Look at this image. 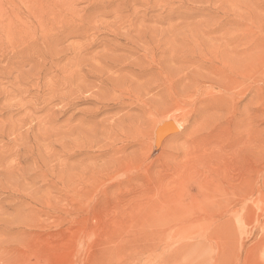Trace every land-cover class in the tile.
<instances>
[{
  "label": "rangeland",
  "instance_id": "374dc122",
  "mask_svg": "<svg viewBox=\"0 0 264 264\" xmlns=\"http://www.w3.org/2000/svg\"><path fill=\"white\" fill-rule=\"evenodd\" d=\"M181 242L264 264V0H0V264Z\"/></svg>",
  "mask_w": 264,
  "mask_h": 264
},
{
  "label": "bare ground",
  "instance_id": "6f19581e",
  "mask_svg": "<svg viewBox=\"0 0 264 264\" xmlns=\"http://www.w3.org/2000/svg\"><path fill=\"white\" fill-rule=\"evenodd\" d=\"M167 132H169V131H167ZM156 235V234H155ZM147 238V237H146ZM157 238V237H156ZM187 239H188V237H187ZM151 240V239H150ZM156 240V239H155ZM154 240V241H155ZM170 240H171V237H170ZM189 240H190V238H189ZM184 241V240H183ZM191 241V240H190ZM189 241V242H190ZM146 242V241H145ZM148 242V241H147ZM187 242V241H186ZM185 242V243H186ZM165 243H167V242H165ZM173 243V242H172ZM178 243V242H177ZM126 244V243H125ZM154 244V243H153ZM164 244V243H163ZM184 244V243H183ZM166 245H168V244H166ZM181 245H182V242H181ZM139 246H141V245H139ZM138 246V247H139ZM152 246H156V244L155 245H152ZM160 246V245H159ZM159 246H157V247H159ZM176 246V245H175ZM194 246H196L197 247V249L199 250L200 249V244H191V245H188V244H184V245H182V246H180L179 248H177L176 250H174V252H172L171 253V256H173L174 257V259H177L178 260V262H177V264H189V259H190V257H194V256H192L193 255V250H196L195 248H194ZM137 248V247H136ZM158 249V248H157ZM160 259V258H159ZM162 259V258H161ZM139 261V260H138ZM102 262H105L104 264H109V263H111L108 259H105L104 261H102Z\"/></svg>",
  "mask_w": 264,
  "mask_h": 264
}]
</instances>
